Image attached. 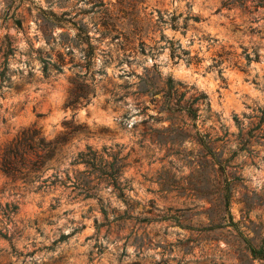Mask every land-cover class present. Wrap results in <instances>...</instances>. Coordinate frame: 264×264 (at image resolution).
<instances>
[{
	"label": "rangeland",
	"instance_id": "1",
	"mask_svg": "<svg viewBox=\"0 0 264 264\" xmlns=\"http://www.w3.org/2000/svg\"><path fill=\"white\" fill-rule=\"evenodd\" d=\"M27 129L0 264H264V0H0V163Z\"/></svg>",
	"mask_w": 264,
	"mask_h": 264
},
{
	"label": "trees",
	"instance_id": "2",
	"mask_svg": "<svg viewBox=\"0 0 264 264\" xmlns=\"http://www.w3.org/2000/svg\"><path fill=\"white\" fill-rule=\"evenodd\" d=\"M194 20H197V18H194ZM168 84L171 87L172 84V78L168 77L167 78ZM206 98V95L204 93H199L196 101H204ZM186 113L194 118L195 115H197V108L192 107V103L185 109ZM66 141V136H63L59 142H55V144H52L50 142H44L43 138L38 137V132L35 129H27L22 131L17 137L13 140V142L7 146L2 154V159L0 163V168L5 172V173H13V172H21V169H27L29 168V171H34L37 170L42 162H39L38 159H36L39 155L36 153L37 148L40 149H47L45 152V155L41 159H46L49 156H51L55 150H56V145L57 143H63ZM34 153L35 154V159L28 160L25 155L28 153ZM94 155V154H93ZM83 161V160H81ZM119 171H115L111 174H106V178L108 179L107 183H112L114 185V188H116L118 192V197L125 198L122 192L123 188H120L118 186H115L116 179L119 176ZM24 175H27V172L24 173ZM111 181V182H109ZM97 184V183H96ZM95 186H89L86 183V191L89 189H94ZM225 194L223 195V199L225 202L226 207L229 205V200H230V193L231 192V187L229 185H226L224 188ZM105 212V211H104ZM116 220V218L114 219ZM246 248L249 250L250 254L254 258H260L264 259V250L263 248L256 249L248 239L243 238Z\"/></svg>",
	"mask_w": 264,
	"mask_h": 264
}]
</instances>
